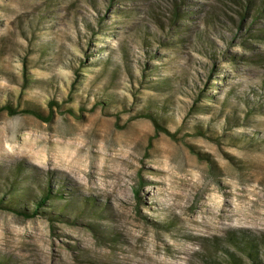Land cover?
<instances>
[{
  "label": "rangeland",
  "instance_id": "obj_1",
  "mask_svg": "<svg viewBox=\"0 0 264 264\" xmlns=\"http://www.w3.org/2000/svg\"><path fill=\"white\" fill-rule=\"evenodd\" d=\"M175 2L0 0V104L61 105L50 122L0 113V195L15 180L50 186L60 194L44 209L61 215L0 208V264H207L215 238L264 233V63L241 58L264 52L246 32L264 11L239 30L233 0H186L174 23ZM196 101L210 108L194 112ZM246 101L261 109L246 116ZM139 108L163 110L176 138Z\"/></svg>",
  "mask_w": 264,
  "mask_h": 264
},
{
  "label": "trees",
  "instance_id": "obj_2",
  "mask_svg": "<svg viewBox=\"0 0 264 264\" xmlns=\"http://www.w3.org/2000/svg\"><path fill=\"white\" fill-rule=\"evenodd\" d=\"M177 2L174 3L175 7L173 10V22L179 20L180 18L188 17L187 12L185 10L181 9V5L185 4L186 0H176ZM235 4H237L239 11V17L240 22H238L237 27L239 30H241L242 26H245L246 21H244V17L247 15V13H253L255 19L260 16L262 17V13L264 11V0H233ZM209 6V5H208ZM217 9L213 5V9L207 14V18L205 21L207 25H210L215 22V18L217 15ZM157 21L160 22V17L156 16ZM250 27V26H246ZM240 32V31H239ZM249 37L264 39V26L257 28L256 31L254 30H246ZM148 31L143 32L144 35L141 40L143 42V45H147L149 43V38L146 34H148ZM236 36V35H235ZM189 37H180L175 38L174 40H170V42H167L168 47H175L179 44H183L184 41H188L187 39ZM240 40L239 43H242V45H245L247 47L246 43L249 42H242L245 41ZM195 42L198 44L199 47L197 50H199L202 53L208 54L212 59H215L216 53L214 51L209 53V43L206 41V35L203 33V31H197L196 32V39ZM227 42V37L225 39ZM245 43V44H244ZM148 53L149 50H147ZM223 54L224 56L228 55ZM150 57L151 55L148 54ZM231 56L230 59H235L237 56L236 54L229 53ZM236 55V56H235ZM245 61L247 62H253V63H264V52L259 53H252L248 55H241ZM124 59H126L127 54L126 51L123 53ZM109 59H107L108 61ZM153 67V66H150ZM156 68V66L154 65ZM163 80H159L156 82V85L154 87L156 90H164L165 85L168 84L170 81V76H165L162 78ZM26 85V84H25ZM211 98L213 96H210ZM199 100V99H197ZM60 103L55 99H50L47 103V112L45 113L39 106H36L35 104H30L25 102L24 105H20V103H14L11 100H7L4 103L0 104V113L6 112L7 114L14 116L19 114H28L31 116H34L36 118L41 119L45 122H50L53 120L56 110H59ZM193 107H196L194 109ZM193 107H191V110L194 112H205L207 108H210L209 104H200L197 101L193 103ZM246 107L248 109L244 110L245 115L256 113L254 111L260 110L261 108H252L250 104L246 101ZM70 111V110H69ZM157 112V113H156ZM159 112L163 113V110L156 109V111H150L148 108H139L137 113L135 114V117H144L148 118L152 122L154 131L156 134L158 133H165V135L176 138L175 132L170 131L166 126L165 122H163L161 119V115ZM239 119V116H237V120ZM227 121H230V117L227 118ZM242 125V124H239ZM237 125V126H239ZM194 132L196 134H199V136H206L213 137V139H216V136L213 134H210L211 132L207 128H203L199 122H196L194 124ZM224 136L225 135H221ZM254 138V137H252ZM190 148L194 151L193 147L190 146ZM199 154V152H198ZM200 157L209 159L206 155L199 154ZM19 170L15 171L14 173V180L16 178L17 173ZM24 179L21 180V182ZM25 182V181H24ZM16 184H19L16 180L12 182V186L8 187L4 190L5 194L0 195V208L6 209L10 212L15 213L16 215L23 216L25 218H33L37 215H46L47 218L54 222V220H57L59 218V212H52L49 209H44L48 205V202L54 198L57 197L60 193H53L51 191V187H43L40 186V193H37L33 186H31L30 183L26 182L23 183V185L16 186ZM135 194L138 195V192L135 191ZM61 217V215H60ZM215 241H212V248L211 252L208 254V257L206 258L207 264H264V233H256L253 231L248 230V228L243 229H234L227 232L226 237H218L215 238Z\"/></svg>",
  "mask_w": 264,
  "mask_h": 264
}]
</instances>
